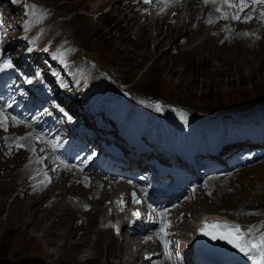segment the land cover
Listing matches in <instances>:
<instances>
[{
	"label": "rangeland",
	"instance_id": "374dc122",
	"mask_svg": "<svg viewBox=\"0 0 264 264\" xmlns=\"http://www.w3.org/2000/svg\"><path fill=\"white\" fill-rule=\"evenodd\" d=\"M36 1L45 4L52 12L51 18L47 21L49 28L52 29V35L60 34L61 36H66L78 46L81 57L78 59L79 61L85 58L83 55L91 57L97 63L100 73L112 81L117 82V80H120L128 84L137 94L145 97H147V94L153 95L152 106L156 110L160 109V107L164 110V105L156 102L158 99H162L171 108L170 113L175 118L179 116L182 110L185 111L184 120L186 124L183 127V133L176 131L175 128L170 126L174 125V117L170 116L169 112L164 111L165 116L162 125L167 126L176 136L179 147L182 143V137H184V147L179 148L182 157L188 163L193 164L200 174L204 172L201 162V151L193 155L190 150L191 158L188 159L186 149L192 148L199 138L200 134L195 123L200 127V122L209 124L213 120L206 117L198 120L191 116V113H196L198 110H217V112L225 110L233 116L235 110L239 114L236 120H242L244 119V116L241 115L243 114L242 111L246 109L245 113H253L255 106L249 104L256 103L258 108L255 116L264 115L262 113L264 110V52L256 54L258 62L247 66L245 57H250L252 54H245L244 48L247 46L245 44L239 45L237 42L240 37L245 36L247 31H250V35L247 37L253 38V42L256 41L257 37L261 36L258 39L260 41L263 34L258 33L259 29H256L257 31L255 32L251 31L255 28V25L253 28H251V24L247 25V27L245 25L243 26L244 28L242 27L237 32L240 36L236 38L233 37L234 35L231 36L228 43L232 44V49L227 50L225 45H221V41H215L214 45L210 46L208 41H206L205 32H200L201 36L199 38L195 37L191 41L190 29L187 32L184 30L180 34L175 29H168V26L174 24L173 20L170 19L172 21L170 23L169 20L152 19L151 16L143 17L140 15L142 11L139 9L149 11L150 8L142 6V2L138 3L137 0ZM128 6L131 7L130 11L132 14L140 15L141 21H139V24L136 23L135 19H131ZM187 8L188 6L185 5V11H187ZM210 8L209 12L206 11L207 13L204 12V6L201 8L202 10L195 8L193 13L188 14L184 20L190 21L193 17V22H191L190 26L193 29H198L200 28L198 27L199 21L203 20L202 16L204 14H207L206 19L207 17L211 18V16L214 18L210 13L213 8ZM9 9L10 7H8ZM246 13L243 16H248ZM243 16H241V19ZM142 21H145L146 26L142 24ZM180 22L182 23L179 24L182 25L183 20ZM262 27L264 28V26ZM160 29L161 34H159ZM234 29L235 26H232L233 32ZM8 35L12 34L9 32ZM254 37L256 38L254 39ZM163 40L166 41L164 46L159 47V43ZM252 40L248 45H252ZM88 76L94 79L93 73L89 72ZM77 87H81L84 91L82 92L84 96L77 101L78 104H82V98L83 100L84 97L87 99L94 88L91 86L84 87L81 81L77 83ZM36 88L37 84L28 86L32 94ZM70 93H75V90L71 88ZM53 94L55 98L60 99V90L56 84H54ZM137 102V100L132 101L133 108ZM175 103L189 109L181 107L174 109L172 106ZM230 118V115H225L221 120L227 121ZM78 120L86 122L83 115H79ZM167 122L169 125H166ZM94 128L98 134L109 135V132L105 129ZM18 133H22V130H19ZM2 141H0V144H5ZM248 145V141L234 142L225 145V149L228 155L231 152L236 154L241 153L242 149L248 147ZM8 147H12V152L14 145H8ZM258 148L264 154V139L258 145ZM35 153L38 156V151ZM24 154H20V157L18 156L16 160L2 159L0 154V159H2L0 160V175L4 176V173L7 174L3 163L9 164L13 168H21L26 162L25 160H27L26 155L28 153L24 151ZM152 156L158 157V155ZM259 160L260 158L258 157L255 162ZM1 161L3 162L2 164ZM14 163L17 164L15 165ZM9 169L7 168L8 171ZM215 176L216 174L208 173L205 174L204 178L198 179L199 187L193 196L195 201L190 203L189 208L186 210V214H188V217L190 216L188 222L192 221L190 223H192L193 229L184 230V234H181L182 240L186 241L187 244L190 243V236L195 231L196 221L200 219L199 217H193L196 210L201 212V215H199L201 217L207 211L205 210L206 208L212 207L213 210L217 208L215 209L217 212H222L225 216H231L236 220L258 216L254 212H243L245 210L243 208L264 211V159L260 163L243 167L241 173L237 175L228 176V181L218 183L220 187H218L217 191L210 184V181ZM6 177L10 180V177L7 175ZM14 177L16 178L15 175ZM18 178L20 179L18 180ZM18 178L17 180L15 179L16 182L24 181H22V177ZM25 178L27 179L28 175H25ZM69 182L68 178H66L65 181L57 183L62 186L61 189L64 191L65 198L70 201L73 200L85 213L87 212L84 210V205H93V209L89 210L91 211L89 213L94 212L96 207L99 206L98 201L102 202L99 197H94V195L99 196L100 192L91 190L92 194H94L92 195L90 191L83 192L88 189L86 190L79 185L83 188L82 192L86 195V199L82 204L79 203L81 195L77 192V188L71 186L78 184ZM102 184L100 182L96 185L102 188ZM21 187L23 186L9 189L0 194V264H119L114 254H120L125 251L123 241L131 238V236L127 227L123 229L121 238L116 237L110 228L103 227L106 220L101 222V218L110 216V209H104L102 212L95 211L92 214L95 221L94 229L98 230L99 236L96 234V230L90 233L91 237L87 243L96 242L97 245L91 248V246H83L82 242L75 243L71 232H68L70 227L73 229L74 236L76 233H78L77 236L79 238L84 235L83 223H78L80 220L85 222L81 212L72 216L70 213L64 214L61 210L58 211L55 208V220H50V214L37 211L38 206L35 202L30 200L20 202L26 194V196H31L32 200L34 199L32 197H37L35 201L40 202L41 209L50 208L60 198V188L53 187L52 193L45 194V197H38L28 191L29 182L23 189ZM18 193H21L22 196L18 195ZM91 196L93 197L91 198ZM108 201L110 199H107ZM30 204L34 207L36 214H34ZM72 224L77 227L82 225L81 230L77 227L78 230H76ZM47 228H52L55 233L62 236V241L60 240L59 242L64 245L61 244V246L56 248L51 244H47L45 238L52 237L51 233L48 234V237L46 236ZM31 235L36 236L39 240ZM69 241H71V244H69ZM86 247H89V252L86 251ZM131 249L135 251V245ZM88 253H91V255ZM140 255L142 254H139V259H141ZM86 257H91V259H85ZM189 257L191 258V256ZM125 259L130 263L132 257L127 256Z\"/></svg>",
	"mask_w": 264,
	"mask_h": 264
},
{
	"label": "bare ground",
	"instance_id": "6f19581e",
	"mask_svg": "<svg viewBox=\"0 0 264 264\" xmlns=\"http://www.w3.org/2000/svg\"><path fill=\"white\" fill-rule=\"evenodd\" d=\"M122 1H124V0H122ZM137 2L138 3H140V2H142L141 3V5L142 6H144V7H146V6H148L149 8H150V10L149 11H145V10H142V9H139V10H141L142 11V14H140V15H142L143 17L144 16H146V17H149V16H151V18L152 19H164V20H166V21H170V19L171 20H173V22H174V24L173 25H170V26H168V29H175L179 34L181 33V32H183L184 30H186V32L187 31H189V29H190V31H191V41H193L194 39H195V37L197 38H199L200 36H201V33L200 32H205V35H206V41H208V44L211 46V45H214V43H215V41H221V45H225V49H227V50H231L232 49V47H231V45L232 44H230V43H228V40H229V38L231 37V36H233L234 38H236L237 36H240V34L239 33H237L239 30H241L242 29V27L243 26H245L246 25V27H247V25H250L251 24V28H253V26L255 25V28L254 29H252L251 31L252 32H255V31H257L256 29H259L258 30V33H262L263 34V37H262V39L260 40V41H258V39L261 37L260 35V37H257V39H256V41L255 42H253V38L252 39H250V37H247V36H249L250 34H249V32L250 31H247V33L245 34V36H242V38L240 37V40L239 41H237L238 42V44L239 45H246L247 47L246 48H244V50H245V54H247V53H251L252 55H250V57H245V61H246V63L245 64H247V66L248 65H251V64H254V63H256V62H258L259 60H258V58L256 57V54H258V53H263L264 52V28L262 27V26H264V22H263V20L264 19H262L261 18V16H260V13L262 12V11H264V6H261V7H258L257 9H256V11H255V13H254V15L252 16V19L251 20H249L248 22H243V21H233V22H228V21H226L225 19H221L222 18V12L221 11H217V9L216 8H213L211 11H210V13L214 16V18H212V22L211 23H209V19H210V17H207V19H206V15L207 14H204V16H202L203 17V20L201 19V21H199V26L198 27H200V28H198V29H193V27H191L190 26V24H191V22H193V17H192V19L190 20V21H187V20H184L185 19V17L189 14L190 15V13L192 12L193 13V10L195 9V8H198V9H201L202 7H203V5L201 6L200 5V3H201V1L200 0H191V1H189V2H187V3H184V4H179L178 2H170L168 5H167V7L165 8V9H162L161 8V0H137ZM185 5H187L188 6V8H187V11H185L186 9H184V7H185ZM140 6V5H139ZM8 7H10V4H8L7 3V1L6 0H0V8L1 9H3L4 10V12H5V17L7 18V21L9 22V23H13V21H12V19H11V15L10 14H7L6 13V10L8 9ZM126 7V6H125ZM205 7V6H204ZM209 6L208 7H205V11L204 12H206V11H208L209 10ZM130 9H131V7H129L128 6V11H129V14H130V16H131V19L133 20V19H135V21H136V23H138L139 24V21H141V19H140V15H137V14H132L131 13V11H130ZM202 10V9H201ZM200 10V11H201ZM196 12V11H195ZM203 13V12H202ZM192 15V14H191ZM196 15V14H195ZM200 15V14H199ZM245 15V14H244ZM246 15H247V13H246ZM197 16H198V14H197ZM243 16V15H242ZM129 17V16H128ZM244 17V16H243ZM196 19V18H195ZM243 19V18H242ZM181 20H183V24L182 25H180L179 23H182V22H180ZM172 21H170V23H171ZM141 24V23H140ZM142 24L143 25H145L146 26V23H145V21H142ZM253 24V25H252ZM196 26V25H195ZM232 26L234 27L235 26V29H234V32H233V30H232ZM155 27V26H154ZM250 27V26H249ZM248 27V28H249ZM197 28V27H196ZM244 28V27H243ZM246 29V28H245ZM212 31H213V33H212ZM215 32H217V34H215ZM159 34H161V29H160V33ZM180 37V36H179ZM204 37V36H203ZM252 37H253V35H252ZM239 38V37H238ZM237 38V39H238ZM256 37H254V39H255ZM178 39V38H177ZM231 39V38H230ZM251 40H252V45H248L250 42H251ZM165 40H163L162 42H160L159 43V47L161 46H164V44H165ZM230 42V41H229ZM195 43V42H194ZM196 45V44H195ZM242 47H244V46H242ZM199 48V47H198ZM28 56H30V55H28ZM258 60V61H257ZM244 61V60H243ZM249 105H254L255 107H254V110H253V113H243V114H241L242 116L243 115H248V116H255L256 114H257V108H258V104H256V103H252V104H249ZM235 111V110H234ZM235 115L236 116H238L239 114L237 113V112H235ZM19 130H21V129H18V130H16V132H18ZM19 134H22V133H19ZM2 136V132H0V137ZM5 138L6 139H8L9 137L8 136H5ZM1 141H2V139H0ZM7 144L5 143H1L0 144V154H1V156H2V159H7V160H16V158L20 155V154H24V151L20 148V147H13V151L11 152V154H9L8 152H7ZM30 152H31V157H30V159L31 160H33V159H35V158H37L38 156H37V154L35 153V152H33V149H28ZM143 150H135V151H130V153H131V155L133 156V158L134 157H137L138 155H141V154H143ZM6 155V156H4V155ZM28 155V154H27ZM26 155V156H27ZM24 156H25V154H24ZM227 156H228V153H227V150L225 149V146H222V147H220L219 148V150H217L215 153H213L212 155H210L208 158L211 160V161H213L214 163H213V168L214 169H216V170H218V169H221V167H222V165H223V161L227 158ZM20 157V156H19ZM2 159H0V160H2ZM21 160V159H20ZM23 160V159H22ZM178 160L179 161H181V158H178ZM3 161H5V160H3ZM26 162H24V164H23V166L21 167V168H13L12 166L10 167V165L9 164H7V163H3L2 161H1V164L3 163V164H5V168H6V173L7 174H5L4 173V176H1L0 175V194H2V192H4V191H8L9 189H14V188H16V187H20V186H23V187H21L22 189L27 185V183H28V181H35V180H37V179H39V180H41V183L42 184H44V181H45V179L47 178V173H43V174H39V175H36V176H33V177H30L29 175H30V173H31V167L29 166V164H28V162H27V160H25ZM5 162H7V161H5ZM19 162V161H18ZM23 162V161H22ZM11 163H13L12 161H11ZM15 165L17 164V163H14ZM11 165H13V164H11ZM21 165H22V163H21ZM228 165V164H227ZM227 167H229V168H232V167H234V165L232 164V163H230ZM7 168L9 169V171L7 170ZM1 173V172H0ZM6 175L8 176V177H10V180L6 177ZM14 175L16 176V178L14 177ZM25 175H28V178L26 179L25 178ZM232 174H220L218 177H217V179H214V181L212 180V187H215V191H217L218 190V187H220V185H218V183H220V182H222V181H228L229 179L227 178L228 176H231ZM192 176L193 177H199V175L195 172V171H192ZM18 177H22L21 179H22V181L23 182H16L15 181V179L17 180V178ZM27 177V176H26ZM20 178H18V180H19ZM63 181H65V180H63ZM25 182V183H24ZM61 184V183H60ZM63 184V183H62ZM215 184V185H214ZM214 185V186H213ZM217 185V186H216ZM72 187H74V188H77V192H79V195H81L80 197H81V199H80V202L79 203H82L83 204V202L85 201V199H86V195H85V193H83V192H88V191H90L91 192V190L93 191V190H97V191H99V192H101V194L99 195V196H97V195H94V194H92V192H91V194L92 195H94V197H99L101 200H102V202H100V201H98L99 202V206H97L96 207V209L94 210V212L95 211H97V212H102L104 209H109L108 207H109V203L107 202V199H109L110 197H112V195H110L109 194V191H108V188L107 187H105L104 189L103 188H101V187H99L98 185H96V184H94V186H92L90 189H86V188H84V189H86L87 191H83L82 192V190H83V188H81L79 185H71ZM60 188V192H61V196H60V198L59 199H57L56 201H55V205H53V206H50V208L48 207L47 209H41L40 208V202H36L35 201V198L37 199V197H32V198H34L33 200L31 199V196H26V194H25V197H24V199H22L20 202H22V201H28V200H30V201H33V202H35L36 203V205L38 206V208H37V211H43V212H46V213H48V214H50V220H55V215H54V210H55V208H57V210L59 211V210H61L62 211V213H64V214H67V213H70V214H72V216L74 215V214H76V213H78V212H81L82 213V215H83V217H84V219H85V222H84V220H80L78 223H83V226H82V229L84 230V235L81 237V238H79L78 236H77V234L78 233H76V235L74 236V234H73V229L72 228H68V232H71V234H72V238H73V240H74V242L76 243V242H82L83 243V246H91V248H93V247H95V246H97L96 245V242H94V243H90V242H88L87 243V241H89V238L91 237V234L90 233H92L93 231H95L96 229H94V216L92 217V214L94 213V212H92V213H89V212H91V211H89V210H92L93 209V205L92 206H90V205H88V204H86V205H84V210L87 212V213H85L83 210H81L79 207H78V204L77 203H75L73 200L72 201H70V200H67L66 198H65V194H64V191L61 189V185H59V184H57L56 186H50V187H42V188H40V189H38L37 191H36V194L38 195V197H45L46 195L45 194H50V193H52L53 192V189L54 188ZM52 188V189H51ZM121 189H124V187H121ZM24 191V190H23ZM29 191V190H28ZM22 192V191H21ZM59 192V193H60ZM89 192V193H90ZM7 193H9V192H7ZM55 194V193H54ZM69 194V193H68ZM88 194V193H87ZM18 195H19V193H18ZM41 195V196H40ZM33 196V195H32ZM18 197V196H17ZM93 196H91V198H92ZM47 198H48V196H47ZM98 198V199H99ZM95 199V198H94ZM55 200V199H54ZM75 200V199H74ZM94 201V200H93ZM53 202V201H52ZM78 202V201H77ZM27 203V202H26ZM50 203V202H49ZM32 204V203H31ZM30 204V205H31ZM34 204V203H33ZM59 205H61V206H59ZM97 205V204H96ZM31 208H33V212H34V207L31 205ZM76 208V209H75ZM215 209H217V208H215ZM213 210L212 209V207L210 208V207H208V208H206L205 210H207V211H205V212H207L205 215L207 216V217H213V220H212V222L214 221V222H217L218 221V219L220 218V217H222V216H224L225 217V214H222V212H217V210ZM243 209H245V210H243V212H245V211H250L249 209H246V208H243ZM48 211V212H47ZM204 212V213H205ZM258 212L259 213H264V211L263 210H258ZM203 213V214H204ZM34 214H36L35 212H34ZM97 215H98V213H97ZM104 215V214H103ZM199 215H201V212H199L198 210H196V212L194 211V216H193V214H192V216L194 217V218H197V217H199L200 218V216ZM217 215V216H216ZM100 216V215H99ZM70 217V216H69ZM75 217V216H74ZM82 217V218H83ZM98 217V216H97ZM63 218V217H62ZM80 219V218H79ZM99 219V218H98ZM241 221H243L244 219L242 218V219H240ZM190 222H192L191 220H190ZM190 222H187L186 223V225L183 227V230H188V229H192V227H193V225H192V223H190ZM76 223V222H75ZM97 224H98V222H97ZM223 224V223H222ZM73 225V224H72ZM79 225V224H78ZM224 225V224H223ZM74 226V225H73ZM81 226L80 227H77L76 225L74 226V228L76 229V230H78L77 228H79L80 230H81ZM96 226V225H95ZM98 226V225H97ZM125 227H129L127 224H125L124 225ZM77 227V228H76ZM104 227V226H103ZM125 227L123 228V229H125ZM197 227V226H196ZM107 230V229H106ZM67 231V230H66ZM123 231L124 230H122V232H121V235L123 234ZM89 232V233H88ZM96 232V234L99 236V234H98V230H96L95 231ZM189 232V231H188ZM191 232V231H190ZM49 233H51V235H52V237L51 238H45V240H46V242H47V244H51L52 246H54V247H56L57 248V246H61V244L62 243H60L59 241L61 240V238H62V236H60L59 234H57V233H55L54 232V230H52V228H47V234H46V236L48 237V234ZM24 234V233H23ZM125 235V234H124ZM190 235V234H189ZM33 238L35 237L36 239H38L36 236H34V235H31ZM123 236V235H122ZM185 236H187V235H185ZM29 237H30V235H29ZM32 238V239H33ZM64 238V237H63ZM81 239V241H79ZM124 239V238H123ZM39 240V239H38ZM77 240V241H76ZM62 241V240H61ZM138 243V238L137 237H131V238H129V239H124V241H123V245L125 246V248H124V250L125 251H122L120 254H114V257L115 258H117L118 259V261H119V264H146V262L145 261H141V259H139V254L142 252V249H144V247L145 246H142V248H140V249H136L135 251H133V249H131V247L133 246V245H136ZM41 244V243H40ZM69 244H71V241H69ZM62 245H64V244H62ZM82 245V244H81ZM70 247V246H69ZM80 247H82V246H80ZM87 248V250L86 251H88L89 252V250H88V248L89 247H86ZM6 250V249H5ZM43 251V250H42ZM97 253V252H96ZM190 253V248L189 249H187V251H186V254H189ZM88 254H90L91 255V253H88ZM89 255V256H90ZM50 256V255H49ZM53 256H54V254H53ZM127 256H131L132 257V260H130V263H128V261L125 259V257H127ZM141 256V258L143 257L142 255H140ZM91 259V257H86L85 259ZM63 261H66L65 259H62ZM62 260H59V261H62ZM46 261H47V259H46ZM58 261V262H59ZM67 262V261H66Z\"/></svg>",
	"mask_w": 264,
	"mask_h": 264
},
{
	"label": "snow or ice",
	"instance_id": "6c2138e0",
	"mask_svg": "<svg viewBox=\"0 0 264 264\" xmlns=\"http://www.w3.org/2000/svg\"><path fill=\"white\" fill-rule=\"evenodd\" d=\"M206 2H207V0H206ZM213 2H215V0H213ZM224 2L227 3L229 8H236L237 9V12L232 15L233 20L241 19L240 13L245 8H247L249 6L246 3V0H239V5H237L234 2H231V0H224ZM252 4L253 5L264 4V0H252ZM217 11H220V9L218 8ZM260 16L262 19H264V11H262L260 13ZM251 19H252V17L250 15L244 16L243 22H248ZM211 22L212 21L209 20V23H211ZM4 67L5 68L12 67L11 62L4 64ZM6 119L7 118L4 116L3 111L0 110V127H3L5 125ZM12 119L15 120V117H13ZM137 215H138V213H137ZM160 216H161V219L163 220L164 213L161 212ZM167 227H168L167 223H162V226L160 227V231L157 234L161 238L162 243L165 246V249H167V246L169 243L166 239H164V237L167 235V233H166ZM212 227L213 228H219L220 225H212ZM223 227H224V229H228V230L227 231H221V232H216V231L208 232V231H205L204 229H201V231L203 232L204 235H211V238L214 240L218 239V240L227 241V243L232 245L234 248L238 249L245 256H249V253L251 251L255 250L259 253V256H260L259 260L257 261V264H261V262L264 261V236H262L260 238L259 243H252L250 241H246L243 239V237L240 234L239 228H230L227 224H225ZM249 258L251 259L250 256H249Z\"/></svg>",
	"mask_w": 264,
	"mask_h": 264
}]
</instances>
